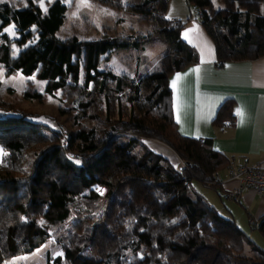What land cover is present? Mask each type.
Segmentation results:
<instances>
[{
	"label": "trees",
	"instance_id": "trees-1",
	"mask_svg": "<svg viewBox=\"0 0 264 264\" xmlns=\"http://www.w3.org/2000/svg\"><path fill=\"white\" fill-rule=\"evenodd\" d=\"M94 1L138 15L150 32L61 38L68 9L61 0L45 11L37 0L0 2V66L44 81L42 92L29 82L25 97L59 92L78 111L64 134L0 94V264L51 235L62 251L52 264H264V248L192 185L222 192L216 174L230 157L208 137L180 134L172 115L168 78L197 62L180 37L186 21L165 17L168 0ZM218 1L223 7L215 9L212 0H186L219 64L264 56V0ZM9 25L16 36L4 30ZM156 40L163 44L157 68L130 77L102 67L112 52L140 51ZM122 95L127 118L110 110L113 96ZM233 106L225 99L212 124H233ZM142 138L162 142L182 163L173 165ZM249 226L264 238V214Z\"/></svg>",
	"mask_w": 264,
	"mask_h": 264
},
{
	"label": "crops",
	"instance_id": "crops-1",
	"mask_svg": "<svg viewBox=\"0 0 264 264\" xmlns=\"http://www.w3.org/2000/svg\"><path fill=\"white\" fill-rule=\"evenodd\" d=\"M185 15L172 16L171 20L186 21L180 37L194 48L197 62L168 78L177 130L185 136L210 138L215 150L230 157L229 163L246 160L249 164L264 167V56L228 60L217 65L214 43L200 24L197 9L196 16L187 18ZM177 76L180 79L174 87L173 81ZM228 98L234 101L233 124L213 125L217 109ZM162 146L175 160L174 151ZM218 173L221 176L222 192H217L221 213L229 215L237 223L235 212L241 223L245 222V227L264 214V192L257 193L251 187H242L235 198H230L228 193L239 186V181L226 178L225 167Z\"/></svg>",
	"mask_w": 264,
	"mask_h": 264
},
{
	"label": "rangeland",
	"instance_id": "rangeland-1",
	"mask_svg": "<svg viewBox=\"0 0 264 264\" xmlns=\"http://www.w3.org/2000/svg\"><path fill=\"white\" fill-rule=\"evenodd\" d=\"M6 1L20 2L21 4L24 3V0ZM52 1L54 0H37L43 11L47 9V6ZM61 1L68 8L66 20L59 32H57V35L61 38L67 37L73 33L77 34L80 38L90 39L99 37L106 32L115 35L122 33L144 35L150 32V26L139 20L138 15L134 13L119 12L94 0ZM212 1L215 9L223 7V4L218 0ZM259 12L264 15V5H261ZM164 15L167 19H171L172 16L176 15H185L188 18L189 16H196V9L193 8V6L188 5L186 0H168ZM4 30L10 37L17 35L14 31L13 25L6 26ZM162 52L163 44L156 40L145 44L140 51L128 50L112 52L109 55L108 61H106L102 67L106 66L107 69L111 70L116 75L126 74L130 77H135L137 73H143L157 68ZM29 82L33 83L32 86L34 85L33 87L39 92L43 91L44 81L38 80L34 75L24 76L19 72L8 73L0 66V94L4 101L13 106L29 110L33 114L39 116L37 117L38 119L36 118L37 120H40L51 127L60 128L63 130L64 134L67 129L73 128L77 119L75 113L78 111L68 109L66 103L61 101L59 92H55L54 95L43 94L41 100L25 97L23 91L27 88ZM95 100L97 102V107H101L105 110L106 99L102 94H99L97 90H95ZM109 104L112 114L118 115L119 109H121V116L124 118L128 117L130 111L129 103L126 101L124 95H122L120 99L113 96ZM45 116L53 117L55 119ZM141 140L148 148L169 159L173 165L179 166L182 163L176 154L175 160L170 158V152L167 148L162 146L165 145L162 142L157 140L155 142V139L152 138H142ZM62 142L63 144L66 143L64 137ZM1 153L2 151H0V157ZM192 185L203 194L208 202L219 209L221 208V201L218 200V194L216 191L201 186V184L195 180L192 181ZM234 215L238 226L246 231L249 237L259 246L264 248V238L258 230L250 229L248 225L245 227V222L244 224L241 223V219H239L235 212ZM46 253L50 255L49 264H52L54 257L62 254V251L55 240V235H51L47 242L35 250L26 254L16 255L5 261L3 264H46Z\"/></svg>",
	"mask_w": 264,
	"mask_h": 264
},
{
	"label": "built area",
	"instance_id": "built-area-1",
	"mask_svg": "<svg viewBox=\"0 0 264 264\" xmlns=\"http://www.w3.org/2000/svg\"><path fill=\"white\" fill-rule=\"evenodd\" d=\"M217 65H219L218 61ZM224 176L239 181V186L228 193L230 198H235L242 187H251L257 193L264 192V167L259 164H249L246 160L231 162L225 167ZM216 178L218 181L221 180L218 172ZM254 225H257V221L254 222Z\"/></svg>",
	"mask_w": 264,
	"mask_h": 264
},
{
	"label": "snow or ice",
	"instance_id": "snow-or-ice-1",
	"mask_svg": "<svg viewBox=\"0 0 264 264\" xmlns=\"http://www.w3.org/2000/svg\"><path fill=\"white\" fill-rule=\"evenodd\" d=\"M0 2H3V0H0ZM42 6H43V5H42ZM45 10H46V9H45ZM185 37L187 38V33H185ZM179 79H180V77L177 76L176 80L173 81V86H174V87H175L176 81L179 80ZM237 114H238V115H242V113H240V112H238ZM178 122H179V121H178ZM0 151H2V150H0Z\"/></svg>",
	"mask_w": 264,
	"mask_h": 264
}]
</instances>
